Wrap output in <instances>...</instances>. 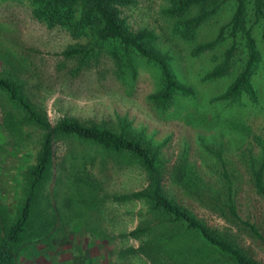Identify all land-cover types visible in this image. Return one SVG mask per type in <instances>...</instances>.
<instances>
[{
  "label": "rangeland",
  "instance_id": "1",
  "mask_svg": "<svg viewBox=\"0 0 264 264\" xmlns=\"http://www.w3.org/2000/svg\"><path fill=\"white\" fill-rule=\"evenodd\" d=\"M129 1L120 8V18L128 30L133 34L144 29L154 32L158 40L152 47L169 59L178 81L192 89L194 95L177 96L167 108H162L151 99L161 89L158 67L135 55H126L125 61L122 54L116 57L114 47L95 45L92 32L75 37L68 29L49 27L34 15L33 0H0V75L22 82L30 101L53 127L63 119H77L116 132L126 128L148 141L159 149L167 195L232 240L248 257L264 264L263 242L249 227L214 211L210 200L205 199L210 194L187 191L176 178L178 168L187 164L191 176L201 177L224 196L222 166L212 153L222 151L234 182L240 217L264 236V199L258 194L252 175L254 165L255 169L260 168L264 146L262 24L254 25L249 16L247 27L253 29L261 55L252 78L257 102L243 95L231 103L219 99L247 61L243 34L234 40L227 33L214 50L201 55H196L195 50L214 41L231 22L235 3L224 5L202 25L192 41L190 36L184 38L178 31L175 33L177 24L186 25L192 15L180 21L168 17L171 0ZM198 11L197 8L195 14ZM233 44L237 46L232 61L234 70L228 76L209 80L208 75L223 62ZM75 47L82 48L85 55L64 56L66 50ZM26 132L31 134L27 142L29 160L25 153L12 157L0 149V160L10 156L7 162L0 163V188L11 212L17 211L25 199L24 195L15 197L16 187L20 191L28 188L26 176L18 180L17 171L20 175L22 169L21 174H25L28 165L33 164L43 134L31 127ZM8 139L0 107V140L5 143ZM53 154L52 174L40 188L36 210L39 221L52 213L50 206L54 207L59 219L53 230L59 234L53 233L52 245L39 246L36 259L24 261L25 264H152L132 249L150 241L165 251L182 242L177 235L181 229L165 218L159 221L149 211L147 202L122 200L149 186L148 175L134 159L113 158L94 145L61 138L54 141ZM215 192L214 196L218 194ZM147 226L153 230L144 239L130 235ZM167 237H173L170 244L163 240ZM189 240L192 247H199L193 239ZM204 255L209 262H225L216 254Z\"/></svg>",
  "mask_w": 264,
  "mask_h": 264
},
{
  "label": "trees",
  "instance_id": "2",
  "mask_svg": "<svg viewBox=\"0 0 264 264\" xmlns=\"http://www.w3.org/2000/svg\"><path fill=\"white\" fill-rule=\"evenodd\" d=\"M129 2V0H33V8L36 18L51 28L68 29L75 37L92 32L95 45L114 47L116 57L122 54L125 56L122 60L125 61L126 55H135L158 67L161 89L151 96V99L162 108H167L177 96L194 95L192 89L178 81L169 59L152 47V44L158 40L154 32L144 29L133 34L128 30L125 21L120 18V8ZM229 2H234L236 6L231 22L220 30L214 41L199 45L195 52L196 55H201L214 50L227 38V33L234 40L239 33H242L245 38L247 61L219 100L234 103L243 95H247L251 101L257 102L258 95L253 87L252 78L260 64L261 55L253 37V29L248 28L247 24L251 16L254 25L262 24L264 36V0H171L170 8L166 13L168 17L176 20L192 15L186 21V25L185 22L177 24L175 33L178 31V35L181 34L184 38L190 36L193 41L202 25ZM197 8L199 11L195 14ZM236 49V44H233L226 52L223 62L208 75L209 80L220 79L232 73L231 71L234 70L232 61ZM82 54L85 55V52L80 47L64 52L66 57ZM0 99L3 125L9 136L5 143L0 140L1 150L5 149L9 155H13L12 157L22 153L28 157L30 152L27 142L31 134L26 132V128L31 127L43 133L33 164L28 165L25 174H21L22 169L19 170L20 175L17 171V179L21 181L24 179L22 177L26 176L28 182L25 191H20L18 186L16 187L15 197L25 196L17 211H10L7 196L0 188V264H25L24 261L35 260L37 254L35 250L41 245H52L53 233L59 234V231L53 230L59 219L56 210L53 211L54 207L50 206L52 213L45 216L46 219L39 221L36 210L40 188L52 174L53 143L59 138L76 139L94 145L105 155L113 158L125 156L132 158L144 169L149 178V186L140 192L124 196L122 200L147 202L149 211L160 219L159 221L162 222L165 218L170 225L181 229L177 235L182 238V242L173 245L170 250H160L155 244L157 242L150 241H145L139 249H132L134 252H141L151 260L152 264H218V262H209L204 254H216L225 260L224 264H262L248 257L232 240L211 229L191 211L183 208L167 195L163 185L164 174L159 149H154L142 137L129 133L126 128L116 132L108 127L86 125L77 119H63L53 127L47 117L30 101L25 85L17 78L0 75ZM212 153L222 166L221 187L224 196L210 184L207 185L201 177L191 176L187 164L178 168L177 181L187 191L210 194L211 197L205 196V199L210 200L209 203L214 211L230 217L237 224L249 227L250 232L260 238L264 246V236L259 234L257 227L240 217L233 194L234 182L229 176L222 151ZM9 155L2 157L0 163L7 162ZM255 167V165L252 167L254 185L258 194L264 199V146L260 168L255 169ZM214 192L218 194L214 196ZM152 230L149 226L140 227L130 235L136 239H144ZM172 238L167 237L163 240L170 244ZM189 239H193L199 247H192Z\"/></svg>",
  "mask_w": 264,
  "mask_h": 264
}]
</instances>
